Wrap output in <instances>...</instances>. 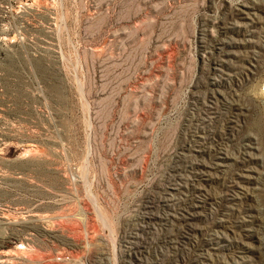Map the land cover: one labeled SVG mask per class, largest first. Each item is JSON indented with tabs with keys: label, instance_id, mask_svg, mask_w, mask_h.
Here are the masks:
<instances>
[{
	"label": "rangeland",
	"instance_id": "obj_1",
	"mask_svg": "<svg viewBox=\"0 0 264 264\" xmlns=\"http://www.w3.org/2000/svg\"><path fill=\"white\" fill-rule=\"evenodd\" d=\"M202 263L264 264V0H0V264Z\"/></svg>",
	"mask_w": 264,
	"mask_h": 264
},
{
	"label": "bare ground",
	"instance_id": "obj_2",
	"mask_svg": "<svg viewBox=\"0 0 264 264\" xmlns=\"http://www.w3.org/2000/svg\"><path fill=\"white\" fill-rule=\"evenodd\" d=\"M245 13V10L244 9H242V7H241V9H236L235 10V15L236 16H241V15H245L244 14ZM249 13L248 12H246V15H248ZM251 23H252V21H249V22H243L242 24V27H243V29H248V28H252V25H251ZM236 27H241V26H239L238 24L236 25ZM250 31H248V33H249ZM248 35V34H247ZM252 33L251 34H249L248 35V37H247V39L246 40H243V41H247V40H250V38H252ZM224 63H225V61H224ZM221 65V64H220ZM221 156V155H220ZM195 161V160H194ZM215 164V163H214ZM218 164H220V163H218ZM244 164H245V162H244ZM217 165V164H216ZM220 166V165H219ZM172 167V166H171ZM210 167V166H209ZM213 167V166H212ZM191 171V170H190ZM197 171V170H196ZM200 171V170H199ZM202 171V170H201ZM202 173V172H201ZM239 174V173H238ZM191 174H189V176H190ZM178 176V175H177ZM183 176V175H182ZM188 176V175H187ZM196 176H198V175H196L195 174V176L194 177H196ZM181 177V176H180ZM243 177V176H242ZM174 178V177H173ZM185 178V177H184ZM189 178H191V177H189ZM172 179V178H171ZM196 179V178H195ZM178 181H180V179H178ZM175 182V181H174ZM181 182V181H180ZM185 185H187V184H185ZM163 186V185H162ZM183 186V185H182ZM182 186H180L179 184H178V182L177 183H174V184H172L171 185V188H166L165 189V191H177V190H180L181 188H182ZM200 186V185H199ZM170 187V186H169ZM187 187V186H186ZM190 189V188H189ZM201 190V189H200ZM189 191V190H188ZM184 192V191H183ZM179 193V192H178ZM185 193V192H184ZM183 193V194H184ZM166 194H167V192H166ZM173 194V193H172ZM186 194V193H185ZM184 194V195H185ZM176 195V194H175ZM188 195V194H187ZM155 196V195H154ZM161 197V196H160ZM172 197H174V196H172ZM187 197V196H186ZM205 197V196H204ZM235 197V196H234ZM242 197V196H241ZM163 199H165L164 197H162ZM169 198V197H168ZM181 198H183L182 196H181ZM173 199V198H172ZM171 199V200H172ZM178 199V197L176 198V200ZM192 199V198H191ZM198 199V198H197ZM171 200H164L163 201V203H166V202H171ZM189 200V199H188ZM173 201V200H172ZM181 201V200H180ZM179 201V202H180ZM186 201V200H185ZM160 202V201H159ZM203 202V201H202ZM152 203V202H151ZM176 203V202H175ZM186 204V203H185ZM194 204V203H193ZM197 203H195V205H192V207L191 208H188V212L187 213H183V214H181V213H179V214H177V215H175V213H174V215L173 214H168V213H164V214H161V215H158V214H153L152 212L154 211H152V209L154 208L153 206H151V205H147V207H145V209L147 210L145 213H142L140 216H139V221H140V223H141V225H138L137 224V231L138 230H140V231H144V230H149V229H151V228H153L154 226H155V228L156 227H164V225L167 223V222H170L169 220L171 219V220H177V221H179V222H190L191 220H193L194 219V217H195V209L199 206H197L196 205ZM169 205V204H168ZM145 206H146V204H145ZM159 206V205H158ZM161 206V205H160ZM167 207H169V206H167ZM174 208H176V207H174ZM182 208V207H181ZM165 209V208H164ZM183 209V208H182ZM176 210V209H175ZM185 210V209H184ZM170 211L171 212H173V210L172 209H170ZM186 211V210H185ZM156 212V211H155ZM181 212V211H180ZM197 212V211H196ZM159 213V212H158ZM189 213H191V214H189ZM140 214V213H139ZM185 215H187V216H185ZM250 215V214H249ZM137 216V215H136ZM185 216V217H184ZM248 216V215H247ZM254 217V216H253ZM240 222V221H239ZM135 223V222H134ZM134 223H132V224H134ZM137 223V222H136ZM172 223H174V222H172ZM171 223V224H172ZM243 223V222H242ZM263 223V222H262ZM169 224V223H168ZM175 224V223H174ZM177 224V223H176ZM183 225V224H182ZM177 226V225H176ZM178 226H180V225H178ZM133 227V226H132ZM187 227V226H186ZM236 227V226H235ZM193 228V227H192ZM130 229V228H129ZM161 229V228H160ZM248 229V228H247ZM250 229V228H249ZM179 230V229H178ZM191 230H193V229H191ZM151 232V231H150ZM157 232V231H156ZM171 232V231H170ZM186 232V231H185ZM136 233V232H135ZM138 233H139V231H138ZM148 233V232H147ZM155 233V232H154ZM163 233V232H162ZM167 233V232H166ZM236 233V232H235ZM241 233V232H240ZM126 234V233H125ZM142 234V233H141ZM141 234H140V236H141ZM174 234V233H173ZM217 234V233H216ZM215 234V235H216ZM159 235V234H158ZM163 235V234H162ZM165 235V234H164ZM237 235V234H236ZM137 236H138V234H137ZM171 236V235H170ZM124 238H125V236H124ZM137 238H139V237H137ZM160 238H162V237H160ZM188 238V237H187ZM210 239L208 240V242H207V247L209 248V249H211V250H216L217 248H218V245H219V243H220V236L218 235V236H213V237H209ZM238 238V237H237ZM241 238V237H240ZM243 238H245V237H243ZM174 239V238H173ZM134 240H136V234H133L132 232L131 233H129V236L127 237V240H125V246H127V247H125V248H127L128 250L127 251H130V252H133V251H136L137 250V245L136 244H134ZM166 240V239H165ZM163 241V240H162ZM171 241V240H170ZM237 241V240H236ZM139 242V241H138ZM167 242V241H166ZM177 242V241H176ZM241 242V241H240ZM135 243H136V241H135ZM163 245V244H162ZM173 246V245H172ZM204 246V245H203ZM244 246H245V244H244ZM248 247V246H247ZM174 248V247H173ZM200 249H202V248H200ZM208 249V250H209ZM260 249V248H259ZM203 250V249H202ZM241 251V250H240ZM121 252V251H120ZM138 252H140V251H138ZM207 252V251H206ZM141 253V252H140ZM199 254V253H198ZM138 255V254H137ZM205 255V254H204ZM207 255V254H206ZM209 255V254H208ZM240 258V257H239ZM242 258V257H241ZM240 258V259H241ZM140 259V258H139ZM199 259V258H198ZM208 260V259H207ZM235 260V259H234ZM237 261V260H236ZM202 262V261H201ZM204 262V261H203ZM207 263V262H206ZM226 263V262H225ZM230 263V262H229ZM203 264V263H202Z\"/></svg>",
	"mask_w": 264,
	"mask_h": 264
}]
</instances>
